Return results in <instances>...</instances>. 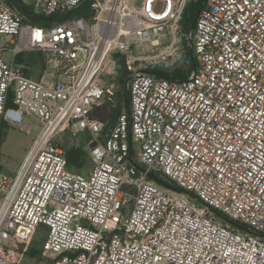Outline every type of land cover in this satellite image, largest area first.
<instances>
[{
  "label": "built area",
  "instance_id": "built-area-1",
  "mask_svg": "<svg viewBox=\"0 0 264 264\" xmlns=\"http://www.w3.org/2000/svg\"><path fill=\"white\" fill-rule=\"evenodd\" d=\"M191 1L26 0L48 18L88 3L39 27L0 0V119L40 128L17 173L0 170V264H26L42 228L36 264H264V0H206L187 34ZM186 48V79L155 73ZM115 55L130 107L105 131ZM71 126L93 137L87 174L60 146Z\"/></svg>",
  "mask_w": 264,
  "mask_h": 264
},
{
  "label": "rangeland",
  "instance_id": "rangeland-1",
  "mask_svg": "<svg viewBox=\"0 0 264 264\" xmlns=\"http://www.w3.org/2000/svg\"><path fill=\"white\" fill-rule=\"evenodd\" d=\"M5 1V0H4ZM22 2L26 3V0H22ZM196 2V0H193ZM169 40H165V44H168ZM7 60H12L11 53L6 54ZM17 62L23 65H26L30 68V74L34 78L40 77L41 73L44 70V62L43 56L38 52H27L19 56ZM170 65L164 64L155 67V71H163L166 73H174L175 71H180L182 75H189L191 73L192 61L190 59L189 52L186 48L184 57L174 62V60H170ZM120 76L119 67L117 68V76L113 79L114 83L117 85L115 80H118ZM109 82V78L104 77L103 83ZM118 88V85H117ZM127 110V106H125V102L122 96L117 98L116 107L114 108L111 105H104L103 107L96 110V118L100 120L103 124L104 128L113 127L117 119H112L111 114L115 110ZM33 123V130L31 133L27 134L25 131L21 129L19 126L7 125L5 122L2 123L0 119V169L5 173L10 175H15L22 164L27 151L31 147L33 140L39 133V124L35 119H31ZM92 135L86 131H81L76 127L71 126L60 136V145L64 149L73 148V147H81L85 150L86 154L84 156V162L82 167L74 168L71 167L72 171L82 172L87 174L91 171L92 162L89 159V155H87V148L89 149V142L92 140ZM167 181V180H166ZM43 237L39 234L35 236L34 242L32 244L33 247L40 249L42 251L43 247ZM41 258H26V264H36L39 262ZM43 259V257H42Z\"/></svg>",
  "mask_w": 264,
  "mask_h": 264
},
{
  "label": "trees",
  "instance_id": "trees-1",
  "mask_svg": "<svg viewBox=\"0 0 264 264\" xmlns=\"http://www.w3.org/2000/svg\"><path fill=\"white\" fill-rule=\"evenodd\" d=\"M5 1L13 9L17 10L22 15H24L27 18V21L29 23H31L34 26H39V27H49L55 23L64 22L67 19L72 18V17L86 16L88 8H89L88 3H86L84 6L80 7L79 9H77L76 11L71 13L70 15H58V16H53V17L48 18V17L43 16L42 14H37L35 12L34 7L31 4L24 3V2H22V0H5ZM205 2H206V0H196V2L191 1L188 4V6L186 7L185 12H184L183 22H182L183 31L185 33L188 34L190 32L192 25L196 22L200 11L202 10V8L205 5ZM28 11H31L32 13L37 15L38 17H42V18L31 16L28 14ZM51 18H55V19L53 20ZM187 50L189 52L190 59L192 61V67H191V72H192L196 66V63L191 57L190 49L188 48ZM115 58L117 60V64L119 67V73H120L119 79L115 80L117 82V85H118V97L119 96L123 97V100L125 102V106H127V110H128L130 107V100H129L128 91L126 89V84H127V80H128V70H127L125 58L123 56H120V55H115ZM155 73H157L158 75L163 76L167 79H170V80H183V79H186L191 74L190 73L189 75H182L179 70L175 71L174 73H166L163 71L156 70ZM113 107L115 108L116 105ZM124 111H125L124 109L123 110H120V109L115 110L114 112H112L111 118L113 120L114 119L118 120L119 117L121 116L122 112H124ZM2 123H4L3 120H2ZM108 129H110V128H104L105 131H107ZM0 147H1V143H0ZM64 151L66 153V159H67V163H68V166L70 169H71V167H74V168L82 167L84 159H85L84 156L86 154V152L83 148L73 147V148L64 149ZM87 151H88V148H87ZM87 155H89V151L87 152ZM89 159L92 162L90 155H89ZM91 169H92V167H91ZM219 216H221V215L219 214ZM221 217H223V216H221ZM44 231H45V228H42L39 235L43 236ZM27 257H29V258L30 257L31 258H41L39 261H42V257H43L42 251L40 249H37V248L31 246L30 250L27 254Z\"/></svg>",
  "mask_w": 264,
  "mask_h": 264
},
{
  "label": "water",
  "instance_id": "water-1",
  "mask_svg": "<svg viewBox=\"0 0 264 264\" xmlns=\"http://www.w3.org/2000/svg\"><path fill=\"white\" fill-rule=\"evenodd\" d=\"M28 14L31 15V16H34V17H38L37 15H35L34 13H32L31 11H28ZM38 18H42V17H38ZM51 19L54 20L55 18H51ZM194 26H195V23L192 25L191 30L194 29ZM153 179H154L156 182H158L159 184L163 185V186L169 187L170 189H172V190H174V191H177V192H180V193H184V194H186V193L183 192L182 190H180V189H178V188H176V187H174V186L169 185L168 183H166V182L163 181V180H160V179L155 178V177H153ZM186 195H188V196H190L191 198H193V196H191V195H189V194H186ZM237 227H238L239 229H242V230H243V228H241V227H239V226H237Z\"/></svg>",
  "mask_w": 264,
  "mask_h": 264
}]
</instances>
